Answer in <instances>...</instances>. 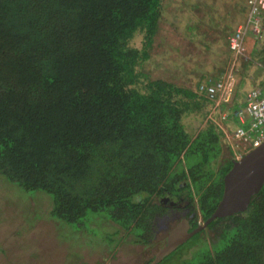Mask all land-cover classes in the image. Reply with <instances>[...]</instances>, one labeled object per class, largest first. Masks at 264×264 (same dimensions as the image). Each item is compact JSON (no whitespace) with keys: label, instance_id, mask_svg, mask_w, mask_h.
Segmentation results:
<instances>
[{"label":"trees","instance_id":"obj_1","mask_svg":"<svg viewBox=\"0 0 264 264\" xmlns=\"http://www.w3.org/2000/svg\"><path fill=\"white\" fill-rule=\"evenodd\" d=\"M170 12L166 0H0L1 182L45 192L50 219L80 230L104 213L122 238L115 250L165 240L157 224L174 208L194 213L192 230L216 209L234 163L227 121L207 117L214 99L203 89L219 79L209 69L230 39H192L226 29L206 13ZM166 40L198 50L178 60L204 65L194 87L143 70ZM165 259L264 264V184L247 210L212 220Z\"/></svg>","mask_w":264,"mask_h":264},{"label":"rangeland","instance_id":"obj_2","mask_svg":"<svg viewBox=\"0 0 264 264\" xmlns=\"http://www.w3.org/2000/svg\"><path fill=\"white\" fill-rule=\"evenodd\" d=\"M180 1L182 0H166L168 9L171 11L170 15L179 12L178 14L183 15L186 19L189 13L193 15H205L206 13V20L209 17L211 21L223 27V30L226 29L220 34L219 30L213 32L208 27L206 28L208 37L200 38L202 37L200 34L192 36V39L202 47L206 42L203 39H221L224 37L230 39L232 33L238 29L247 27V30H251V27L246 25L249 18L246 12L248 0H188L185 4H182L183 2L178 3ZM195 2H197V6L193 5ZM263 15L264 13H262ZM260 25L263 26L261 38H264V20L260 22ZM166 26L173 31L168 23ZM212 28H214L213 24ZM246 36L245 39L249 42L248 62H254L256 61L254 57L264 43V39L260 41V36L253 35L252 32L247 33ZM133 41L136 45H140L141 37L137 35ZM165 42L169 46L167 52H150V57L143 62V70L148 73L150 78H165L194 87L199 80V77L195 76L199 71L195 69L202 68L203 70L204 65H201L200 68L193 62L194 58L184 62L185 60L182 61L183 59L179 55L183 57L187 53L196 55L198 50L192 49L189 46L191 43L189 41L179 40L175 46L169 40ZM218 43H212L213 50ZM170 48L172 49L168 51ZM195 55L193 56L195 57ZM226 55L227 52L214 55L218 59L215 60L214 64H211L209 69L214 77H221L226 73L227 69L225 68L229 66L220 65L226 59ZM180 59L182 60L178 61ZM179 63H183L182 69H177ZM190 74L195 77L188 79L187 76ZM243 93H245L243 90L237 93L238 100L244 98ZM215 105H218V101ZM215 108L217 111L215 110L212 116L207 117L221 123L218 113L226 112V107L220 105ZM205 109L208 110L209 108ZM201 125L196 123L193 131H191L192 134L197 133L198 127ZM242 126L246 127L245 124ZM228 142L230 143L227 144V148L230 145L233 146L230 149L231 154L235 152L234 157L239 158L243 153H246L245 147L239 139L232 138ZM222 157L223 155L220 159ZM218 165L219 161L217 160L214 163L215 169ZM1 181L2 179H0V264H147L148 260L153 258L164 244L165 240L158 236L159 240L156 244L148 247L126 240L115 250L119 239L122 238L111 232V224L107 221L104 213L94 215L91 219L93 221L86 223L87 226H82L80 230L78 225H71L63 221L58 223L50 219L52 199L45 192H30L17 184L10 182L3 184ZM103 221L107 222L102 223ZM199 222H202L200 218ZM163 233L166 237L167 232L164 231ZM156 264L177 263L173 259H165Z\"/></svg>","mask_w":264,"mask_h":264},{"label":"water","instance_id":"obj_3","mask_svg":"<svg viewBox=\"0 0 264 264\" xmlns=\"http://www.w3.org/2000/svg\"><path fill=\"white\" fill-rule=\"evenodd\" d=\"M223 181V194L214 212L192 230H189L187 219L177 223L169 231L165 243L149 264L163 260L193 234L206 228L212 220L247 210L253 195L257 194L264 184V141L234 161Z\"/></svg>","mask_w":264,"mask_h":264},{"label":"built area","instance_id":"obj_4","mask_svg":"<svg viewBox=\"0 0 264 264\" xmlns=\"http://www.w3.org/2000/svg\"><path fill=\"white\" fill-rule=\"evenodd\" d=\"M247 5L249 18L246 25L250 24L253 32L260 34L259 15L264 11V0H248ZM244 33L245 28L238 29L236 34H233L230 39L231 47L236 51H244ZM203 89H206V93L211 97H214L218 91L225 97L224 100H227L233 89V80L227 82L219 81ZM235 115L240 122L248 119L250 126L247 129L237 127L234 131V136L251 147L259 146L264 141V90H252L247 96L245 105L238 109Z\"/></svg>","mask_w":264,"mask_h":264},{"label":"crops","instance_id":"obj_5","mask_svg":"<svg viewBox=\"0 0 264 264\" xmlns=\"http://www.w3.org/2000/svg\"><path fill=\"white\" fill-rule=\"evenodd\" d=\"M246 8H247V10H246V12H247L248 6H246ZM263 20H264V15L262 16V21ZM247 33H250V32L247 30L246 35H247ZM231 37H230V39H231ZM245 38H247V36ZM261 39H264V38H260V41H261ZM227 41H228V39H227ZM244 44L246 46L245 54L233 49L231 47V43L228 42V45H227V51L228 52L226 55V59L224 60V62L222 64H220V65L226 64L227 66H229L225 69H227L226 74H228V76H233L235 79L236 86H234L235 87L234 94L231 95V97L228 100H224L223 97L221 96V94H218L217 93L218 91H217L216 92L217 95L213 97L214 98L213 104H211L209 106V109L207 110L208 116L209 115L212 116L215 113V110H216L215 107H219L220 105L221 106L224 105L226 107L225 115H226V120H227L226 124L228 125V128L223 127V130L225 133L227 144L230 143L228 141L229 140L231 141L233 138L232 137L233 136V130H234V127L236 124V120L233 118V116L231 115L230 112L233 109H237L243 101V99L238 100L237 93L240 90H243V92H245V93H243L242 96H245L254 87H259L261 85H264V43L261 45V48H259L258 52L256 53V55L254 57L256 59V61H254V62H248L249 56L247 55V50L249 47V42H247L246 39H244ZM228 80L229 79L226 78V81H228ZM208 97H209V95H208ZM217 101H218V105H215ZM219 118H220V115H219ZM233 122H235V123L231 127ZM230 146H232V145H230Z\"/></svg>","mask_w":264,"mask_h":264},{"label":"clouds","instance_id":"obj_6","mask_svg":"<svg viewBox=\"0 0 264 264\" xmlns=\"http://www.w3.org/2000/svg\"><path fill=\"white\" fill-rule=\"evenodd\" d=\"M246 6H248V5H246ZM248 12V11H247ZM262 13H264V11H262L261 13H260V15H259V20H260V22L262 21ZM247 26L248 27H251V25L250 24H247ZM247 28V27H246ZM245 28V33H244V39H245V37H246V31H247V29ZM251 30H248L250 33L252 32L253 33V35H258V36H260V38H261V35H262V33H263V26L262 25H260V29H261V33L260 34H256V33H254L253 32V30H252V27L250 28ZM243 39V40H244ZM244 42V41H243ZM245 52H246V46H245V44H244V51L243 52H241V53H244L245 54ZM223 77V78H222ZM226 78L227 79H229L228 81H230V80H233V89H232V92H231V95H233L234 94V89H235V87L234 86H236V84H235V79H234V77L233 76H228V74H226V73H224L216 82H219V81H223V82H227L226 81ZM215 82V83H216ZM214 83V84H215ZM210 86V85H209ZM208 87V86H207ZM254 89H261V90H264V86H259V87H254L253 89H251L248 93H247V95H245L244 96V98H243V101H242V103L240 104V106L237 108V109H233L230 113L232 114V116H233V118L236 120V124H235V127H234V130H233V138H236L235 136H234V131L236 130V128L237 127H243L242 126V124H245L246 125V127H243L244 129H247L249 126H250V124H249V120L247 119L246 121H244V122H240L239 120H238V118L236 117V115H235V112L238 110V109H240L241 107H243L244 105H245V103L247 102V96H248V94L252 91V90H254ZM206 93V92H205ZM218 94H221L220 92H218ZM206 95H207V93H206ZM216 95H217V93H216ZM215 95V96H216ZM231 95H230V97H231ZM208 96V95H207ZM222 96V95H221ZM209 97L210 98H212V99H214L213 97H211L210 95H209ZM223 97V99L225 98L224 96H222ZM229 97V98H230ZM228 98V99H229ZM227 99V100H228ZM220 120L222 119L223 121H225L226 120V115H225V112H221L220 113V118H219ZM227 121V120H226ZM218 124H219V122H217ZM227 125V124H226ZM228 126V125H227ZM237 139V138H236ZM242 142V141H241ZM263 143V142H262ZM261 143V144H262ZM240 144V143H239ZM242 144H243V146L245 147V152L247 153V152H249L250 150H252L253 148H255V147H251L250 145H248V144H245L244 142H242ZM260 144V145H261ZM230 147H232V146H230ZM245 153H243L240 157H242L243 155H244ZM235 156V152H234V154H231V157H232V159H234V161H236V160H238L239 158H236V157H234ZM143 198V194H136V195H134L133 196V202H136V203H138L141 199ZM236 214V213H235ZM203 222V221H202ZM202 222H199V224L200 223H202Z\"/></svg>","mask_w":264,"mask_h":264},{"label":"flooded vegetation","instance_id":"obj_7","mask_svg":"<svg viewBox=\"0 0 264 264\" xmlns=\"http://www.w3.org/2000/svg\"><path fill=\"white\" fill-rule=\"evenodd\" d=\"M188 212H189V209H184L182 211L177 210L176 208L172 209L168 214L164 215L163 218L159 221V223L157 224V227H158L157 231H160L161 230L163 232L164 231L168 232L177 223H179L182 220H184L185 218L184 217H181V216L187 214ZM193 214L194 213L190 214V217L187 218V221L188 222H189L191 216H193ZM170 223H172V224H170Z\"/></svg>","mask_w":264,"mask_h":264}]
</instances>
